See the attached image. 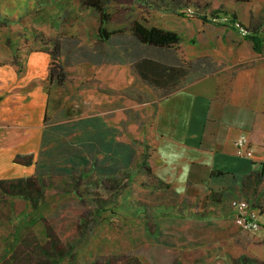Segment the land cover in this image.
<instances>
[{"label": "rangeland", "instance_id": "rangeland-1", "mask_svg": "<svg viewBox=\"0 0 264 264\" xmlns=\"http://www.w3.org/2000/svg\"><path fill=\"white\" fill-rule=\"evenodd\" d=\"M97 1L108 12L101 23L108 38L99 35L92 0H0V49L19 67L28 51L45 52V69L25 78L34 99L45 100L46 118L29 178L35 193L0 196V262L13 259L4 246L22 231L14 245L25 264H43L44 256L58 264L56 253L66 255L60 264H242V257L264 264L262 229L241 230L229 216V199L244 197L231 181L201 172L181 182L158 176L152 111L161 90L128 63L197 50L215 25L229 24L223 9L237 0ZM245 4L240 12L251 16L237 26L242 35L264 27V0H253L256 13ZM135 21L174 30L180 40L167 50L142 44ZM43 223L59 248L47 256L53 239Z\"/></svg>", "mask_w": 264, "mask_h": 264}, {"label": "crops", "instance_id": "crops-1", "mask_svg": "<svg viewBox=\"0 0 264 264\" xmlns=\"http://www.w3.org/2000/svg\"><path fill=\"white\" fill-rule=\"evenodd\" d=\"M245 3L250 4L251 12L260 9H254L253 0H237L223 11L234 13L245 26L251 16L240 12ZM199 17L209 21L205 14ZM215 27L207 40L197 42V50L189 48L175 57L170 52L161 56L142 54L128 62L133 63L142 80L161 90L152 111L157 153L154 169L162 180L171 182L184 181L197 172L222 182L231 181L252 206L261 208L264 222L262 183L258 181L264 168V51H256L251 40L231 22L223 28ZM131 30L140 43L164 50L180 40L179 35L174 43L146 42ZM249 34L259 36L264 43L263 24ZM5 48L0 49V176H19L34 169L46 141L45 100L34 99L32 86L25 78L33 69H45L41 62L45 52L28 51L25 66L19 67L11 61L12 52ZM125 59L120 60L121 66ZM241 133L249 139V157L235 152L234 140ZM16 153L30 154L32 160L15 163L12 157ZM232 215L229 206L230 218Z\"/></svg>", "mask_w": 264, "mask_h": 264}, {"label": "flooded vegetation", "instance_id": "flooded-vegetation-1", "mask_svg": "<svg viewBox=\"0 0 264 264\" xmlns=\"http://www.w3.org/2000/svg\"><path fill=\"white\" fill-rule=\"evenodd\" d=\"M29 157H31L32 158V155H27V154H21V153H16L13 157H12V161L13 162H15V163H20V164H27L28 163V161H31L32 159L30 158L29 159ZM33 162V161H32ZM35 162V165H34V169L31 171V172H29V173H26V174H22V175H19V176H0V196H7V195H17V194H23L24 196H26L25 195V193L27 194V197H29V195H32V193H35V192H33L32 191V188H30V187H28L31 183H29V178H31V177H34L33 175H34V173H35V171H36V167H37V162L36 161H34ZM142 166H144L143 164H142ZM147 167V166H146ZM36 175V174H35ZM37 176V175H36ZM18 179V181L16 182L15 180H17ZM22 179H24V180H22ZM19 185V186H18ZM33 186V185H32ZM19 188V189H18ZM34 189V188H33ZM62 191H64V190H62ZM25 192V193H24ZM61 192V191H60ZM59 192V193H60ZM58 193V194H59ZM36 195V194H35ZM92 197V196H91ZM3 200V199H2ZM101 206V205H100ZM99 206V207H100ZM99 209V208H98ZM29 215L30 214H28V218H29ZM26 217V216H25ZM42 217V216H41ZM99 222V221H98ZM44 224V226H43V228H44V230L46 231L47 230V232H46V235L47 236H51L50 237V240H51V238L53 239V241L51 242V244H53V245H50V246H47V248H46V252L45 253H47L46 254V256L47 255H49V254H52V252L51 251H53V250H56V252H58L57 251V249H59L58 248V246H57V244H56V240H55V238H54V235L55 234H57V233H55L54 232V234L52 233H50V232H52L53 231V229L51 228V227H49V226H47V224L46 223H43ZM98 224V223H97ZM29 226H25L22 230H24L25 228H28ZM31 228V227H30ZM163 228V227H162ZM240 228V227H239ZM241 229V228H240ZM48 230H50V231H48ZM241 230H243V229H241ZM244 231H247V232H249L250 230H244ZM22 232V231H21ZM21 232H19V233H17V234H14V236L15 237H13V240H12V243H11V245H10V249H9V247L8 246H4L5 247V249H4V251H3V253H4V255L5 256H9L10 255V253H11V251H13V254H11V256H10V258H12L13 257V255H14V257H13V259L12 260H7V261H4V260H2L0 263L1 264H9V262L10 261H12L11 262V264H25V261L22 259L21 261H19V259L18 260H16V252L18 251V248L14 245V242H15V240H19L20 239V234H21ZM250 232H257V231H250ZM264 235V234H263ZM53 236V237H52ZM55 245V246H54ZM42 250H44V248H42ZM62 250V249H61ZM15 251V252H14ZM45 251V250H44ZM3 255V256H4ZM56 255V262L58 263V264H60V259L63 257V254L62 253H56L55 254ZM66 256V255H65ZM64 256V257H65ZM31 257L33 258L34 257V255L33 254H31ZM63 257V258H64ZM243 258V263L242 264H252V261H248V260H246L244 257H242ZM4 259H7L6 257H4ZM65 259H67V258H65ZM93 259H94V257H93ZM127 258H125V260H126ZM68 261H69V258L67 259ZM70 260H71V257H70ZM95 260V259H94ZM43 264H51V262H50V260L47 258V257H45L44 256V258H43ZM133 262V264H135L134 263V260H132ZM71 263V262H70ZM129 263H131V261L129 262ZM39 264V263H38ZM92 264H98L97 263V261L95 260V263H92Z\"/></svg>", "mask_w": 264, "mask_h": 264}, {"label": "trees", "instance_id": "trees-1", "mask_svg": "<svg viewBox=\"0 0 264 264\" xmlns=\"http://www.w3.org/2000/svg\"><path fill=\"white\" fill-rule=\"evenodd\" d=\"M92 5L94 8L100 11V15H99L100 25L98 28L99 35L106 37L110 34V31H107L104 28V25L101 23H104L108 20L107 19L108 12L104 8H102V6L99 4L97 0H92ZM229 21L235 26L245 28L244 24H242L240 21L236 19V15L234 13H231V15L229 16ZM132 29L137 34V36L141 38V40L146 42H152L156 44H169V43H174L179 39V34L176 31L166 30L155 26L146 27L145 25L137 21L133 23ZM244 35L251 40L252 46L256 51L258 52L264 51V43L262 42V39L259 36L249 33H245ZM258 179H259L258 180L259 183H262V186H260L261 189L264 186V168L262 169V174L258 177Z\"/></svg>", "mask_w": 264, "mask_h": 264}, {"label": "built area", "instance_id": "built-area-1", "mask_svg": "<svg viewBox=\"0 0 264 264\" xmlns=\"http://www.w3.org/2000/svg\"><path fill=\"white\" fill-rule=\"evenodd\" d=\"M235 152L239 156L249 157L252 154V148L249 144L248 137L241 133L235 140ZM230 208L233 210V222L243 230L257 231L262 229L264 234V222L261 217V208L252 206L247 198L233 196L228 201ZM264 208V192L263 202Z\"/></svg>", "mask_w": 264, "mask_h": 264}]
</instances>
